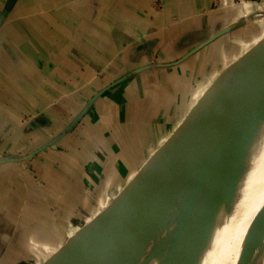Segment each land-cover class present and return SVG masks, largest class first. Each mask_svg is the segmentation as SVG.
Masks as SVG:
<instances>
[{
  "label": "crops",
  "instance_id": "crops-1",
  "mask_svg": "<svg viewBox=\"0 0 264 264\" xmlns=\"http://www.w3.org/2000/svg\"><path fill=\"white\" fill-rule=\"evenodd\" d=\"M255 2L0 0V264L56 252L106 208L264 39Z\"/></svg>",
  "mask_w": 264,
  "mask_h": 264
},
{
  "label": "water",
  "instance_id": "water-1",
  "mask_svg": "<svg viewBox=\"0 0 264 264\" xmlns=\"http://www.w3.org/2000/svg\"><path fill=\"white\" fill-rule=\"evenodd\" d=\"M263 119L264 39L217 75L108 206L43 264H165L197 248L214 211L256 161ZM244 132L241 145L228 153L224 143ZM31 155L2 159L24 162ZM261 193L262 202L250 204L258 206L248 224L257 239L264 187Z\"/></svg>",
  "mask_w": 264,
  "mask_h": 264
},
{
  "label": "bare ground",
  "instance_id": "bare-ground-1",
  "mask_svg": "<svg viewBox=\"0 0 264 264\" xmlns=\"http://www.w3.org/2000/svg\"><path fill=\"white\" fill-rule=\"evenodd\" d=\"M244 136L245 132L226 141L224 146L227 152L233 153L241 145ZM255 153L256 161L250 170L214 211L204 232L197 238V242L201 240L203 243L197 248L188 249L180 259L167 260L165 264H249L264 232V215L256 221L260 230L259 239L254 229H248L250 219L258 206L251 207L250 204L261 203L263 200L264 119ZM217 159L215 154L207 167L208 174L217 164ZM261 255L264 258V252L258 253V256Z\"/></svg>",
  "mask_w": 264,
  "mask_h": 264
},
{
  "label": "rangeland",
  "instance_id": "rangeland-1",
  "mask_svg": "<svg viewBox=\"0 0 264 264\" xmlns=\"http://www.w3.org/2000/svg\"><path fill=\"white\" fill-rule=\"evenodd\" d=\"M249 1H254L255 2V0H249ZM261 3L262 5L261 6H259V11H261L260 13H261V15H263L264 16V0H256V2L255 3ZM21 173H22V171L23 170H25L26 169V166H27V164L26 163H22L21 165ZM24 173V172H23ZM21 175H24V174H21ZM22 180H23V176H22ZM105 199V198H104ZM113 198H110V199H108L107 200V204H105V205H107L108 206V204H109V201H111ZM106 206V207H107ZM102 208H103V206L101 207V210H102ZM104 209V208H103ZM94 215V214H93ZM93 215H91V213H85L84 212V216L85 217H83L84 219H82V221H79V222H73V224L71 223V222H69L68 223V237L66 236L65 238H62L63 239V241L62 242H64V241H66L67 240V238L69 239L73 234H75L78 230H80L81 228H83L85 225H87V223L89 222L88 220H92L93 218ZM88 216V217H87ZM91 217V218H90ZM88 218H90V219H88ZM79 220V219H78ZM81 220V219H80ZM64 244V243H63ZM62 244V245H63ZM61 245V246H62ZM61 246H59V248L61 247ZM58 248V249H59ZM57 249V250H58ZM264 252V232H263V235H262V237H261V239H260V243H259V245H258V247H257V249L254 251V254H253V256H252V258L250 259V261H249V264H264V258H262V255L261 256H258V253L259 252ZM55 253V251L54 252H51L49 255H46V256H43V258H40V257H42V256H28L29 257V259L27 258L26 260H29L30 261V263L31 264H43L44 262H46L47 260H48V257H50V256H52L53 254ZM40 259H42V261L40 260ZM8 260V259H7ZM6 260V261H7ZM260 261V263L258 262V261ZM26 263V261L25 260H21V262H17L16 264H25ZM13 264V263H12ZM27 264V263H26Z\"/></svg>",
  "mask_w": 264,
  "mask_h": 264
}]
</instances>
